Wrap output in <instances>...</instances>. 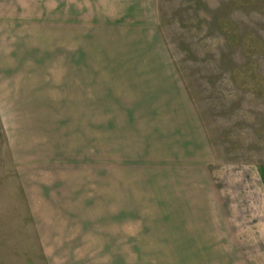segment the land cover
Returning <instances> with one entry per match:
<instances>
[{
	"label": "rangeland",
	"instance_id": "374dc122",
	"mask_svg": "<svg viewBox=\"0 0 264 264\" xmlns=\"http://www.w3.org/2000/svg\"><path fill=\"white\" fill-rule=\"evenodd\" d=\"M16 56L0 264H264V0H0ZM167 100L206 138L174 161L149 125Z\"/></svg>",
	"mask_w": 264,
	"mask_h": 264
},
{
	"label": "crops",
	"instance_id": "0c3cea01",
	"mask_svg": "<svg viewBox=\"0 0 264 264\" xmlns=\"http://www.w3.org/2000/svg\"><path fill=\"white\" fill-rule=\"evenodd\" d=\"M54 50V49H53ZM16 59H6L2 58L0 62V72L2 74L0 75V94L1 93H6L8 92V87L12 86V90L19 89L20 87L24 86L26 82L30 78V74H28L27 71L30 70L29 63L27 64V67L29 69L25 71L26 69L24 68V63L19 62V56H16ZM25 83V84H24ZM5 90V92L3 91ZM169 103L167 100L166 105V110H156L154 113L150 115V133H153V139L161 146V154L165 151L166 153L169 152V154H173L174 151L173 149H176V145L182 144L184 142H187L189 144V141L186 137H194V142L200 143L195 146L196 149H201L203 146L201 145L202 140L205 142V139H203V136L200 134V131L202 129L199 128V123L196 119L192 118L190 116V112H188L189 109L183 110V114L181 112H175L174 114L176 116L180 115V117H176V120H170L172 119L168 115V111L172 109V105ZM173 112V111H172ZM166 114L168 115L166 117ZM170 116H173V114H170ZM174 117V116H173ZM160 122V124H159ZM151 133V135H152ZM203 133V132H202ZM205 136V135H204ZM196 137V140H195ZM200 138V139H199ZM201 140V142H200ZM195 143V144H196ZM183 146V145H181ZM186 147V146H183ZM173 148V149H172ZM174 161V154L170 156V158H166ZM175 162H163L161 163L158 167L159 171V180L161 182L165 183H170L168 181V177H166V173L169 171L168 167H173L175 170H185L183 162H180L179 165H175ZM159 164V163H158ZM145 168H148L149 173L146 174L149 177V180L153 179V171H151V164L149 165H144ZM195 167V165H193ZM187 168V167H186ZM164 178V179H161ZM155 180V179H153ZM262 180V179H261ZM163 189L170 190L171 186H164L162 187ZM176 194L172 195L175 196Z\"/></svg>",
	"mask_w": 264,
	"mask_h": 264
}]
</instances>
